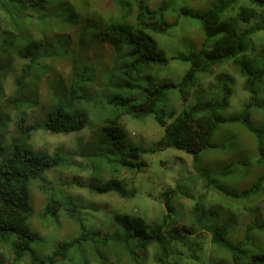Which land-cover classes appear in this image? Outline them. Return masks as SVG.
I'll return each mask as SVG.
<instances>
[{
	"label": "trees",
	"instance_id": "1",
	"mask_svg": "<svg viewBox=\"0 0 264 264\" xmlns=\"http://www.w3.org/2000/svg\"><path fill=\"white\" fill-rule=\"evenodd\" d=\"M238 1L242 0H217L201 11L187 4L179 5L180 0H0V76L3 77L0 78V244L10 246L7 257L0 251V264L72 263L71 253L77 245L83 240L94 242L93 233L60 241L45 260L33 249L37 234L29 223L32 211L29 185L38 180L49 193L51 186L45 171L62 162L58 156L52 159L39 156L24 145L33 131L78 132L93 124L92 111H103L109 102L113 110L104 121L110 123L104 130L118 133L122 140L126 139L123 118L143 119L154 115L164 128L159 147L184 150L198 161L202 153L218 148L214 138L221 126L240 124L251 133L254 151L264 159V127L252 125L249 110L242 115L225 114L232 95L229 82L219 96L211 90L214 98L188 104L185 97L188 87L197 83L203 87V80L214 73L216 66L229 60L240 66L245 88L253 98L256 88L263 86L260 90L264 91L263 55L260 53L258 60L253 54L255 67L236 60L249 49L251 36L264 30V22L251 24L258 9L264 8V0H245L247 5L241 6L237 13L238 19L248 24L242 30L222 19ZM182 18L195 22L203 32V40L173 57L189 64L181 82L162 81L146 72V67L169 63L154 35L168 34L180 25ZM90 47L94 54H90ZM62 65L68 67L66 74L61 71ZM221 77L231 78L227 74ZM177 88L184 93L186 104L182 110L159 112L156 108L163 95ZM24 104L41 110L33 125H25ZM138 152H141L138 148H132L122 155L121 164L129 165L130 157L135 159ZM229 172V168L207 170L200 173V178L210 192L214 188L232 196L215 185L214 178ZM263 173L252 188L242 192L246 198L255 197V203L241 204L239 220L234 226L230 221L212 222L199 234L197 227L191 225H186L182 232L177 224L168 230L174 207L172 192H166L167 214L163 222L143 224L138 233L124 237L125 242L129 240V258L139 263L136 247L148 250L155 246L157 264H177L170 261L173 243L187 245L193 236L206 245L209 238L208 246H217L227 253L229 259L219 264H264ZM50 193L52 196L55 192ZM62 206L61 200L50 198L43 216L57 217ZM209 213L217 215L213 209ZM135 236L136 247L131 245ZM193 253L192 257L196 258Z\"/></svg>",
	"mask_w": 264,
	"mask_h": 264
},
{
	"label": "rangeland",
	"instance_id": "2",
	"mask_svg": "<svg viewBox=\"0 0 264 264\" xmlns=\"http://www.w3.org/2000/svg\"><path fill=\"white\" fill-rule=\"evenodd\" d=\"M216 1L180 0L179 5L187 4L204 11ZM247 3L245 0L236 2L222 15V19L238 30L246 28L248 24L240 21L237 13ZM257 22H264V8L258 9L251 24ZM154 36L169 63L165 66L146 67V72L162 81L180 83L189 64L174 60L173 57L187 52L195 43L200 45L203 40L202 30L193 20L182 18L180 25L168 34ZM90 52L94 54L95 50L90 47ZM253 54L258 60L264 59V30L251 36L249 49L236 60L255 67L257 62ZM61 71L66 74L68 67L62 65ZM223 74L231 78H219ZM1 75L4 73L1 72ZM228 82L232 95L230 107L225 114L242 115L249 110L252 125L264 127V91L260 90L263 86L256 88L253 98V94L246 90L245 78L234 60L216 66L214 73L203 80V87L199 83L188 87L185 90L188 104L214 98L211 90H215L216 96L221 95V89ZM210 84L215 87H209ZM183 96L179 88L171 90L163 95L156 109L159 112L164 109L180 112L183 104H186ZM112 110L108 102L103 111H92L90 119L93 124L78 132L56 134L40 129L33 131L32 137L24 143L39 156L48 159L58 156L62 160L60 164H54L45 171L51 186L48 190L55 192L54 196H51L50 191H44L43 184L38 180L29 185L32 208L29 223L37 234L33 249L42 260L51 253L56 243L72 240L83 233H93L94 242L83 240L72 251V263L58 261L57 264H157L155 246L148 250L136 247V236L131 245L136 247L140 260L134 263L129 258V240L125 242L124 237L138 233L144 227L143 224L163 222L167 214L165 193L168 191L172 192L174 214L168 220L167 228L172 230L177 224L181 232L186 225H191L197 227L199 234L205 231L209 223L218 221H230L234 226L239 220L241 204L247 201L255 203V197L246 198L242 192L252 188L254 181L264 172V159L254 151L252 135L243 125L227 123L221 126L214 138L218 148L207 150L195 161L184 150L159 147L164 128L154 115L143 119L123 118L125 140L112 130H104L105 126L110 125L104 121L111 117ZM22 111L27 117L25 125H33L41 113L40 109L31 108L28 104L23 105ZM132 148H138L141 152H138L135 159L130 157L129 165H122L121 156ZM220 168H229L230 172L226 176H214L215 185L229 191L232 196L223 195L214 188L210 192L200 178L201 172ZM107 187L110 189L104 190ZM50 198L63 202L57 217L43 216ZM210 209L216 211L217 215H210ZM72 213L79 220L76 221ZM206 241L210 245L209 238ZM208 245L193 236H190L187 245L173 243L170 261L177 264H219L229 259L223 250ZM0 251L7 257L10 246L0 244ZM193 252L196 258L192 257Z\"/></svg>",
	"mask_w": 264,
	"mask_h": 264
}]
</instances>
